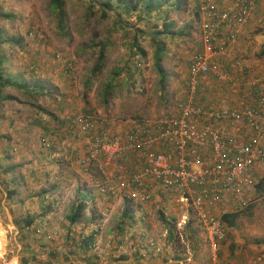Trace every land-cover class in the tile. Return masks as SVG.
<instances>
[{
  "label": "rangeland",
  "instance_id": "1",
  "mask_svg": "<svg viewBox=\"0 0 264 264\" xmlns=\"http://www.w3.org/2000/svg\"><path fill=\"white\" fill-rule=\"evenodd\" d=\"M87 5L88 0H64L63 15L59 18L50 0H0V53L4 56L0 74L9 84L2 87L1 95L10 97L5 101L2 111L0 108V116L10 117L12 113L19 115L14 124L16 126L27 123L30 114L36 109L40 110L39 114L44 119L38 121V136H34L38 147H42V137L48 138L51 144L63 141L65 147H62L61 153H66L74 161H77L75 152L78 149L70 152L66 145L69 141L80 143L70 138L69 120L74 114L104 116L115 130L122 131L134 123L137 117L151 118L175 113L178 103L188 98V68L194 54L202 48L199 15L187 1L181 2L178 8L169 6L162 18H158L156 11L142 15V21L137 12H123L122 8L116 7L115 1L111 9L105 10L106 17H103L98 0L91 9H87ZM163 17L170 22L169 32L172 35L153 38L152 31L162 29ZM262 20L257 26L254 25L249 37L238 41V50L246 47L241 63H244L242 59L253 62L250 66L255 70L244 72V81L264 74V53H260L264 48ZM178 31H182L183 35H178ZM158 40L164 48L161 61L165 73L163 82L153 65V49ZM135 45L142 52H136ZM217 48L225 52L226 59L228 50L224 46ZM101 49L104 66L93 75L92 69L97 64ZM115 71L118 73L114 74ZM208 80L205 79L206 83ZM108 81H113L114 88L105 101V84ZM212 81L216 83L217 90L213 87L210 93L205 89L198 95L202 102L210 98H217L215 101L222 105L240 102V94L239 100L234 94L236 98L229 99L230 103L220 102V92L224 90L223 85L228 83ZM203 86L207 88L204 81ZM240 87L244 89L243 85ZM34 89H37L36 93L32 92ZM0 123V135L3 137L0 151L10 158L18 152V148L16 144L11 145V137L6 133L17 129L11 127L7 119H1ZM23 126L27 127L28 124ZM27 133H30L28 129ZM67 134L68 139H62ZM102 173L99 169L90 173L100 186L107 184L108 180L104 178H109L107 173ZM259 175L264 177V167H260ZM173 205L175 217L170 223L176 228V241H181V248H186V228L190 222H197V218L190 207ZM69 206L70 202L54 203V207H66L63 208L65 211ZM3 211L0 210V264H9L17 255L13 242L18 238L15 237V230L6 224ZM242 211L236 219L237 227H233L237 233L233 232V235L239 240L236 243L241 245L242 253L247 250L251 262H264V248L259 251L258 245L259 240L264 241V188L259 193L256 191L254 200ZM22 235L26 237V234ZM38 262L41 264L42 261Z\"/></svg>",
  "mask_w": 264,
  "mask_h": 264
},
{
  "label": "built area",
  "instance_id": "2",
  "mask_svg": "<svg viewBox=\"0 0 264 264\" xmlns=\"http://www.w3.org/2000/svg\"><path fill=\"white\" fill-rule=\"evenodd\" d=\"M185 1L199 15L202 43L188 68V98L175 113L136 119L122 131L104 116L76 113L70 138L81 143L75 155L84 172L96 164L109 175L101 193L142 204L163 197L190 207L206 233L211 264H220L228 228L222 216L251 204L264 167V75L246 83L236 105L202 102L198 95L205 91L203 75L228 80L216 39L236 43L264 0ZM96 246L95 240L89 245Z\"/></svg>",
  "mask_w": 264,
  "mask_h": 264
},
{
  "label": "crops",
  "instance_id": "3",
  "mask_svg": "<svg viewBox=\"0 0 264 264\" xmlns=\"http://www.w3.org/2000/svg\"><path fill=\"white\" fill-rule=\"evenodd\" d=\"M263 17L264 1L251 22L240 29L236 43L216 39L219 48L224 46L228 50L227 58L224 57L223 64L218 65L228 78L224 82L228 83L223 85L224 90L218 87L222 90L220 102L236 97L239 100L238 94H242L241 91L250 81V78L244 81L243 73L249 70L255 72L250 66L253 62L240 61L246 47L238 50L237 46H240L239 40L250 36L254 25L257 26ZM236 56L240 58L234 59ZM259 76H256L257 79ZM201 78L207 85L204 88L210 93L213 87L217 90L216 83L212 81H216L214 78L209 75ZM205 79H209L207 83ZM242 85L244 89L240 87ZM234 94L236 97H233ZM5 101L0 100L1 111ZM39 113L41 111L36 109L27 118V123L16 126L14 124L19 115L0 116V120L7 119L8 124L17 129L15 132L9 130L6 134L11 137V145L16 144L18 152L9 158L0 151V210H4L5 222L15 230V237L18 238L13 242L17 255L9 264H39L38 261H42L41 264H211L206 233L198 220L190 222L186 228V248H181V241H176V228L170 223L175 217L173 204L176 203L156 197L142 204L118 194H103L99 191L98 182H94L90 175L96 169L103 174L101 167L94 164L88 173H83L77 161L61 153L60 149L65 147L63 141L51 144L50 148L43 145L38 147L36 125L44 119ZM27 129L30 133L25 134ZM64 136L62 139H68V134ZM0 140L3 141L1 135ZM69 142L66 145L70 152L76 148L80 150L81 143ZM256 176L257 179L261 178L259 174ZM58 202H70L68 210L63 209L66 207H54V203ZM72 212L78 213L73 222L69 219ZM233 227L237 226L227 228L226 240L218 252L219 263L264 264L262 261L251 262L247 250L242 253L241 245L236 243L239 240L233 235V232L237 234ZM22 234H26V237ZM94 240L97 246L90 248ZM258 245L259 251L262 250L264 241L259 240Z\"/></svg>",
  "mask_w": 264,
  "mask_h": 264
},
{
  "label": "trees",
  "instance_id": "4",
  "mask_svg": "<svg viewBox=\"0 0 264 264\" xmlns=\"http://www.w3.org/2000/svg\"><path fill=\"white\" fill-rule=\"evenodd\" d=\"M97 0H88V5H87V9H91L93 7L94 2ZM100 2L101 8L103 10V17L107 16L106 13V9H111L113 2L115 1L117 3L116 7L118 8H122L123 12H130V11H134L137 12L138 17L140 19V21L143 20V16L142 15H150V13L156 11L158 14V18H162V14H164V12L167 11V8L169 6L171 7H175L178 8L179 5L181 4V2L183 3V1L185 0H173V1H166V0H98ZM64 4V0H50V5L53 8V10L57 13V15H59V18L63 15V7ZM164 5H167L166 7H164ZM119 14L121 12H118ZM163 25H162V29H158L156 31H152V37L155 38L157 36H162V35H172V33L169 32V25L170 22L166 21V18L163 17ZM118 24H122L120 21ZM178 35H183L182 31H178L177 32ZM136 49L138 48L137 45ZM142 52L139 49L136 50V52ZM163 51L164 48L162 46V42L160 40L155 41V46L153 49V65L156 69V72L158 73L159 77H160V81L163 82L164 78H165V73L163 71V69L161 68V61L163 59ZM260 53L263 54L264 53V48L260 50ZM2 58H4V56L0 53V69L2 66ZM104 66V53L103 50L101 49L99 54H98V59H97V64L94 66V68L92 69V74L95 75L97 74ZM118 72L115 71L114 74H117ZM114 76V75H113ZM114 78V77H112ZM13 84V83H12ZM9 85L8 81H4L3 80V76L0 74V100L5 101V100H9L10 97L7 96H3L1 95V90L3 86ZM114 88V84L113 81H108L105 84V93H104V100H107V97L111 95L112 90ZM33 93L37 92V89H34L32 91ZM142 117H137V119H140ZM264 188V177L260 178L258 183L256 184V191L257 193H259L262 189ZM240 211L238 213H230V214H224L222 216V220L224 222L227 223V225L230 226H235L236 225V219L239 216V214H241ZM78 216L77 212H72L69 215V219L71 222L74 221V219Z\"/></svg>",
  "mask_w": 264,
  "mask_h": 264
},
{
  "label": "clouds",
  "instance_id": "5",
  "mask_svg": "<svg viewBox=\"0 0 264 264\" xmlns=\"http://www.w3.org/2000/svg\"><path fill=\"white\" fill-rule=\"evenodd\" d=\"M41 142H42V145L44 146V147H47V148H50L51 147V143H50V140L48 139V138H45V137H42V139H41ZM45 143H47V144H45ZM62 149V148H61ZM60 149V150H61ZM77 159V158H76ZM78 162V161H77ZM79 164V163H78ZM82 169V168H81ZM84 173H86V172H84Z\"/></svg>",
  "mask_w": 264,
  "mask_h": 264
}]
</instances>
